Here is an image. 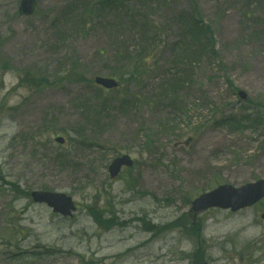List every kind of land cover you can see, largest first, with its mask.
Returning a JSON list of instances; mask_svg holds the SVG:
<instances>
[{"label": "rangeland", "instance_id": "obj_1", "mask_svg": "<svg viewBox=\"0 0 264 264\" xmlns=\"http://www.w3.org/2000/svg\"><path fill=\"white\" fill-rule=\"evenodd\" d=\"M20 2L0 0V264H264V202L188 214L264 179V0ZM155 39L141 80L95 86ZM122 155L136 166L111 180Z\"/></svg>", "mask_w": 264, "mask_h": 264}, {"label": "water", "instance_id": "obj_2", "mask_svg": "<svg viewBox=\"0 0 264 264\" xmlns=\"http://www.w3.org/2000/svg\"><path fill=\"white\" fill-rule=\"evenodd\" d=\"M37 0H22L20 12L22 16H32L35 12ZM96 84L107 90H113L118 87L115 80L107 78H97ZM243 100L247 99V95L240 93ZM57 142L64 143L62 138H58ZM133 161L129 156L116 159L110 166V175L114 179L118 177L123 167H132ZM32 197L36 203L48 205L55 213L63 217H71L72 212L76 210L71 197L64 194H56L49 192H34ZM264 199V180L256 183L247 184L240 188L230 185L220 186L216 190L204 194L192 203L191 213L198 215L209 209L231 210L233 213L251 208ZM264 220V215H262Z\"/></svg>", "mask_w": 264, "mask_h": 264}, {"label": "trees", "instance_id": "obj_3", "mask_svg": "<svg viewBox=\"0 0 264 264\" xmlns=\"http://www.w3.org/2000/svg\"><path fill=\"white\" fill-rule=\"evenodd\" d=\"M105 3H109V0H104ZM152 24V23H151ZM150 24V25H151ZM206 32H204V36H205ZM156 40V39H155ZM156 46H149L146 51L148 50L147 53H150V51L152 50V47L154 48V50L156 49V47H159V43L156 40ZM128 45V44H127ZM145 54H143L142 56L139 57V59L137 61H135L134 59H132L131 57L129 58L128 62H127V72L122 70L120 71L119 74L114 73V75L119 76L120 80L124 83L125 81H128V79H130L129 81H138L141 80L143 78V76H145V73L149 72V68H150V61H148L150 58L157 56V53L153 54L150 53L149 57H146ZM152 69V68H151ZM175 76V75H174ZM138 83V82H136ZM101 219V218H100ZM97 222V221H96ZM104 222V221H103ZM114 219H110L108 220L109 224H113ZM106 223V222H105ZM107 224V223H106ZM149 227H152L151 225H149ZM153 230L155 231L156 228L152 227Z\"/></svg>", "mask_w": 264, "mask_h": 264}]
</instances>
